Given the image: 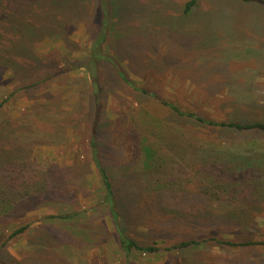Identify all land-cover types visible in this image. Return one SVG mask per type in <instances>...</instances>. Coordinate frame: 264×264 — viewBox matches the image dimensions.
I'll list each match as a JSON object with an SVG mask.
<instances>
[{"label": "rangeland", "instance_id": "374dc122", "mask_svg": "<svg viewBox=\"0 0 264 264\" xmlns=\"http://www.w3.org/2000/svg\"><path fill=\"white\" fill-rule=\"evenodd\" d=\"M187 1L0 0V62L19 63L15 72L0 69V98L41 81L17 91L1 110L0 162L15 164L23 177L17 190L33 192L28 186L45 178L52 186L49 195L29 196L0 214V238L12 227L31 224L9 241L3 257H33L37 264H125L100 203L97 172V180H90L95 120L90 98L97 86L90 84L86 62L103 22L107 41L94 52L112 60L98 56L94 62H104L95 70L103 84L102 113L110 117L99 121L108 131L110 176L123 181L135 175L122 168L138 169L143 146L157 144L163 156L178 157L168 162V170L176 176L178 193L185 194L179 207L222 217L183 219L166 232L171 208L159 203L153 222L145 215L130 233L141 241H159L162 250L136 253L132 264H264L263 245L209 239L164 251L192 236L264 239V130L180 118L160 100L116 78L121 69L137 86L207 119H264L262 0H197L184 14ZM95 127L100 136L101 126ZM67 209L85 211L70 222L47 219Z\"/></svg>", "mask_w": 264, "mask_h": 264}, {"label": "trees", "instance_id": "16d2710c", "mask_svg": "<svg viewBox=\"0 0 264 264\" xmlns=\"http://www.w3.org/2000/svg\"><path fill=\"white\" fill-rule=\"evenodd\" d=\"M251 1V0H244ZM197 0H188L183 8V13L188 14L192 11L193 7L196 5ZM264 5V0L261 1ZM105 23L99 32H97L92 40L91 53H90V62H86L89 67V77L90 84L97 86L95 89L96 93L92 92L95 98H90V104L93 105L95 120L92 124V137L90 138L91 147H92V155L90 158L89 164L92 167V171L90 177L92 181L99 180V188H100V197H102L100 203L103 206V210L107 213V217L109 220V224L112 228V231L115 233L117 237L118 246L120 251L123 253L125 258V264H132V258L135 257L136 253L141 254H157L162 250L161 246H159L157 240L152 241H141L136 238L133 234L130 233L132 225L136 224L140 219L146 215L147 219L149 218V223L153 222L152 216L157 217L158 214L155 209L158 204L161 203L165 208L170 206L171 211L169 212L168 220L166 219L163 226L166 228V232H171L173 229V224L176 221L192 220L194 217L197 218L198 215H204L207 217L206 219H213L214 222L222 218L220 216L211 217V212L207 211H196L193 208H186V206L179 207L180 203L185 197V194H179L177 189V181L176 176L170 173V169L168 170V162L176 163L178 160L177 156H163L159 151V146L157 144L150 143L149 145L143 146L144 148V156L141 160L138 169L131 170L130 168L133 166L127 165L122 168L123 170H127L128 174L135 175H126L125 179L114 177L112 174L110 176L108 164L105 158V152L107 149V144L104 141L107 139L106 132L103 128H105L106 124L99 122L101 119H105L108 121L110 119L108 113H102L104 111L105 102L102 103V100L99 93L102 91V83L99 80V70H95V66L103 65L104 62H94V60L99 56V60L102 57V60L111 59L108 55L102 56L98 52H94L96 48L99 52H101L102 45L107 41V35L104 36ZM112 60V59H111ZM110 63V62H109ZM17 62H0V69L6 68L10 69L12 72H15ZM115 68L116 64L111 63ZM9 70V71H10ZM117 76L119 80H123L130 87L135 88V90H139L144 94H149L153 99L160 100L162 106L167 109H171L172 112L180 117V118H194L198 122L204 123L210 126H221L225 128H233L237 130H264V119H254V120H216V119H207L200 115L195 111L184 110L178 104L160 99V96L157 92L151 91L146 87H139L136 85L133 80H130L125 71L121 69L117 70ZM49 77V76H48ZM48 80V78H47ZM41 81L35 80L28 84H24L22 86L13 88L9 94L6 96H2L0 98V113L3 107L7 106L10 99L17 93V91L22 89H32L35 86L39 85ZM43 83V81H42ZM106 100V99H105ZM98 107H97V105ZM92 108V109H93ZM101 126V130L103 133L99 136L98 130L95 125ZM109 124V123H108ZM100 129V127H99ZM109 135V133H108ZM175 154H180L178 152V148L175 147ZM168 157V159H167ZM143 162V163H142ZM97 172V177L95 176ZM99 175V176H98ZM23 177L18 173V169L15 164H8L7 166H3V163L0 162V214L3 212L11 211L12 208L19 202L24 201L29 198V196L33 197H43L50 194L52 190V186H50V179H43L41 183L37 184L33 187V185H29L28 187H32L33 192H29L28 189H15L17 185H22L20 182ZM132 178V180L130 179ZM89 180V179H88ZM24 182V180H22ZM120 184H118V183ZM88 182H86L87 184ZM117 184V186H116ZM28 196V197H27ZM175 203V204H174ZM174 204V207L171 205ZM183 205V204H182ZM178 207V208H176ZM68 210V209H67ZM63 211L58 214H49L47 219H52L54 221L59 222H70L71 220H78L80 216L84 214L83 210H68ZM209 212L210 214H206ZM153 213V214H152ZM173 221V222H171ZM143 223V222H142ZM148 223V224H149ZM4 226V223H0V227ZM30 223H24L17 227H12L11 232L1 236L0 238V264H37L33 257L29 258H17L10 253L3 257L2 251H5L9 241L20 237L22 233H24L29 227ZM162 231V230H159ZM1 233V232H0ZM80 233L82 234L81 230ZM2 234V233H1ZM74 235H77L76 231H73ZM83 235V234H82ZM165 239V238H164ZM209 239H214L216 242L222 245H231V246H245L249 244L254 245H263L264 239L257 241H241L234 242L231 240H222L216 238V236H203L202 238L190 237L182 240L178 244L166 246L164 251H172L175 248H183L188 247L190 245H198L201 242H205ZM163 240V239H162ZM166 240V239H165Z\"/></svg>", "mask_w": 264, "mask_h": 264}]
</instances>
